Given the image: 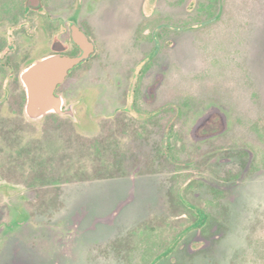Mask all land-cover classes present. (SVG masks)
I'll list each match as a JSON object with an SVG mask.
<instances>
[{
  "label": "rangeland",
  "instance_id": "rangeland-1",
  "mask_svg": "<svg viewBox=\"0 0 264 264\" xmlns=\"http://www.w3.org/2000/svg\"><path fill=\"white\" fill-rule=\"evenodd\" d=\"M95 1L74 118L0 67V264H264V0Z\"/></svg>",
  "mask_w": 264,
  "mask_h": 264
},
{
  "label": "flooded vegetation",
  "instance_id": "flooded-vegetation-1",
  "mask_svg": "<svg viewBox=\"0 0 264 264\" xmlns=\"http://www.w3.org/2000/svg\"><path fill=\"white\" fill-rule=\"evenodd\" d=\"M96 6L95 0H39L35 6H29L25 0L22 20L25 23L22 25L19 23L14 32L17 36L28 35L31 44L29 47L16 45L13 39L15 36L12 34L14 32L9 33L6 50L0 54V67L18 71L21 75L27 67L49 56H80L84 54V49L75 42L74 34L81 31L93 45V52L87 60L70 71L66 81L57 88L56 94L59 95L58 91L77 70L84 67L85 71H90L89 68L97 63L95 59L99 56V45L96 38L102 31L98 20L100 10L98 9V13L95 14L97 17L93 25L90 21L91 14H87V11ZM22 27H25V30H22ZM15 50L18 54L22 53L21 57H9L8 53H13ZM70 107L73 111V105L66 106L64 102V110H69ZM66 116L74 118L70 115Z\"/></svg>",
  "mask_w": 264,
  "mask_h": 264
},
{
  "label": "water",
  "instance_id": "water-1",
  "mask_svg": "<svg viewBox=\"0 0 264 264\" xmlns=\"http://www.w3.org/2000/svg\"><path fill=\"white\" fill-rule=\"evenodd\" d=\"M38 2L39 0H27L29 6H35ZM74 38L84 49V54L49 56L22 71L20 80L25 89V113L29 120L40 121L49 114L74 117L71 107L64 110V99L56 91L66 81L70 71L87 60L93 52V45L83 32H75Z\"/></svg>",
  "mask_w": 264,
  "mask_h": 264
}]
</instances>
